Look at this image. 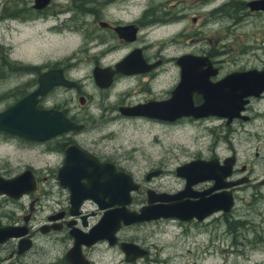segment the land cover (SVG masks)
<instances>
[{"label":"flooded vegetation","instance_id":"af4514ba","mask_svg":"<svg viewBox=\"0 0 264 264\" xmlns=\"http://www.w3.org/2000/svg\"><path fill=\"white\" fill-rule=\"evenodd\" d=\"M139 2L0 0V114L27 99L36 110L55 112L80 127L43 142L0 130V148L19 142L52 163L38 168L29 163L19 170L0 163L3 181L23 172H29L34 180L33 190L17 199L0 195V264H27L28 258L39 264H72L79 257L93 264L96 256L109 264H172L177 256L170 248L177 243L186 244L191 248L187 252L202 261V246L208 239L213 245L224 241L230 253L248 261L247 253L264 247V139L259 138L264 133V51L262 59L249 60L254 55L252 43L233 46L234 41L240 43L239 32L249 37L241 23L264 21V0H149L151 5L137 10L143 6ZM155 9H162L161 16ZM246 15L252 17L243 20ZM177 49H182L178 55L166 57ZM249 52L252 55H246ZM79 54L87 56L84 62L78 59ZM186 56L199 63L187 59L188 64L181 67L177 61ZM126 58L128 64L118 68ZM85 65L88 74L80 79L79 71ZM249 72H253L250 86L235 87L231 78ZM183 78L190 98L173 95ZM225 80L226 85L220 86ZM240 92L247 93L241 106L235 97ZM220 94L222 108L216 104ZM189 99L193 107L201 105L215 113L167 120L177 108H185ZM152 104L153 110H149ZM160 104H168L167 109ZM132 108H138V114H126L125 110ZM117 119L143 126L136 128L137 140L129 137L117 142V129L108 127L95 138L99 125L118 123ZM243 126L249 129L250 159L238 160L229 138ZM180 130L198 132L210 138L211 144L198 156H191L188 145L180 144L181 154L177 155ZM224 141L228 154L218 156V144ZM143 149L147 160L154 150L157 158L150 160V170L138 175L125 165L134 153L144 161ZM67 158L71 167L62 169ZM185 165L181 176L178 170ZM165 167L172 168L173 175L166 182L172 185L167 189L154 184L165 178ZM87 169L97 184L77 178V173ZM115 173L127 176L134 189L126 195L119 186L113 191L106 181ZM88 187L94 191L90 189L88 195L97 202L84 199L77 204L71 191L84 195ZM181 192L183 201L189 203L197 204L200 199L207 203L218 195L231 202L227 211L200 218H159L120 224L113 231H94L103 214L123 208L138 212L156 204L148 203V197ZM112 194L118 196L111 198L114 204L107 196ZM10 203L15 206L12 211H1ZM15 210L21 211L17 217ZM167 226L170 229L166 230ZM159 230L163 236L170 231L172 240L161 249L156 244ZM9 231L16 236H8ZM96 235L102 238L91 244L75 243L76 237L89 242ZM126 245L141 251L142 256L128 261L130 256L126 259L122 248ZM42 258L43 262L37 261Z\"/></svg>","mask_w":264,"mask_h":264},{"label":"water","instance_id":"95a60500","mask_svg":"<svg viewBox=\"0 0 264 264\" xmlns=\"http://www.w3.org/2000/svg\"><path fill=\"white\" fill-rule=\"evenodd\" d=\"M127 59L128 58L120 62L118 68H123L124 65H127L128 64ZM187 59H190V62L193 64L199 63V60L197 58L186 56L179 59L177 61V64H179L182 67L183 65L188 64L185 63ZM183 73L184 71L182 70V74ZM251 74H253V72L244 73V74L239 73L234 75L233 78H231L235 81L234 86L235 87L238 86L240 89L248 88L251 83L250 80L252 79ZM226 82L227 80L221 82L220 86H225ZM41 84H43L42 81H40V85ZM188 88L189 87L186 84V80H184L183 78L180 82V85H178V87L175 89L173 95L176 96L177 98L183 96H187L188 98H190L189 96L190 92H185V90ZM196 90L198 93H200V87H197ZM192 92L193 89L191 88V93ZM246 94L240 92V94L235 95V97L236 99H240L241 101L242 98L246 96ZM170 104L176 106L179 105L178 103L175 104L173 102H170ZM216 104L219 105L220 108L224 107L222 95H221V99L219 100L217 99ZM167 105L168 104H160L159 106L167 109ZM241 105H242V101L240 102V106ZM213 107L215 109L217 108L216 106ZM209 109L210 108L205 109L201 105L197 107H193L189 99L188 102L186 103L185 108L183 109L177 108L176 114L170 113V115L167 117V120H173L174 118L180 116H192L193 118H199L204 116L206 112H209L208 114L215 113L213 111L210 112ZM149 110H153V104L149 106ZM125 112L126 114H138V108L128 109L125 110ZM79 128L80 127L75 126L72 123H69L66 119L62 118L59 114L55 112L36 110L34 108V104L28 101L27 99H23L19 101L17 104H15L14 106L10 107L9 109H7L6 111L0 114L1 131L8 132L10 135L21 138L23 140H28L33 142H43L57 136L62 132L68 130H77ZM68 167L70 168L71 166L69 159L67 158L66 163L62 169ZM185 168L186 165L182 166L178 171L179 172L180 170L183 171ZM73 169L76 171L75 168ZM78 169H81L79 165H78ZM89 170L90 169H87L80 173H77V178L80 177L85 178L89 185L97 184V180L93 179L94 174L93 173L91 174ZM182 174L183 173L180 172L181 176ZM57 178L59 179V172L57 174ZM108 183H110L109 185L112 186L113 191L117 186L121 187L120 191L122 195H126L130 190L134 189L133 187L130 186L131 181L129 180V178L119 173L113 174L112 178L106 181V184ZM125 184H128L129 186L126 187ZM66 185L72 187L71 184H69V182H67ZM76 186H81V185L76 184ZM33 188H34V180L29 172H23L22 174L8 181H3L2 179H0V195L3 194L8 197H11L12 199H17L21 195L31 192ZM72 188L69 189L71 190ZM90 189L92 190L91 187H88L86 189L85 191L86 195L85 194L81 195L79 191L76 190L71 191V193L73 192L71 196L73 197V200H75L77 204H79L84 199H90L92 201L97 202V199L94 196L88 195ZM107 196L112 201V204L115 203V201H113L115 197H118L117 195L114 194H112L111 197L109 195ZM184 197H185L184 192L172 196L156 195V196L148 197V201H147L148 203H156V204L147 205L141 208L138 212H125L123 208V210L118 209L112 211L111 213L103 214V216L95 226L94 231L96 232V234L98 232H105L107 229L108 230L111 229L113 231L116 228H118L120 224L126 226L133 223L147 222L159 218H177L179 220H186L189 217L200 218L204 215L210 214L211 212L217 210L227 211L229 209L231 202L230 199H227L226 196L223 197L222 195L208 198L207 203L205 199H200L201 201L199 203L196 202L197 204L183 201ZM126 202L128 201L125 200L124 203ZM166 202H170V203L165 204ZM8 236L14 237L16 235L13 233V231H9ZM100 238H102L100 237V235L98 236L96 235L95 239H91V241L85 242L83 241L82 237H76L75 243L80 244L84 242L85 244H91L95 240H99ZM122 248L126 253L127 256L126 259L130 256L127 259L128 261L133 260L136 257H140L143 254L141 251H139L138 249H136L131 245L122 246ZM72 264H86V262L79 257L75 261H73Z\"/></svg>","mask_w":264,"mask_h":264},{"label":"rangeland","instance_id":"374dc122","mask_svg":"<svg viewBox=\"0 0 264 264\" xmlns=\"http://www.w3.org/2000/svg\"><path fill=\"white\" fill-rule=\"evenodd\" d=\"M139 3H142L143 6H141L139 9L137 10H145L144 8H147L148 5H151L150 3H148L147 1L149 0H139ZM161 1V0H158ZM165 3H167L165 1ZM154 5V4H153ZM161 5V4H160ZM156 10V9H155ZM158 11V15L161 16V12L162 9L156 10ZM129 13L131 15H134L131 10L129 9ZM251 15H246L243 20L251 18ZM84 19H86V21H89L88 17H84ZM241 28L244 29V31H248L247 33H249V37H244V35L242 34L243 32H239V37L238 39L240 40V43H236L234 41V47H241L242 45L246 42V43H252L254 45V49H253V53L254 55H252V51L247 53L246 55H252V57L249 58V60H253V58H255L256 60L262 59L263 56L261 55L262 52L264 51V21H254V22H249V23H241L240 24ZM235 44H237V46H235ZM182 49H177L176 51H173L171 53V51H169L166 55L167 58L172 57V56H176L179 54V52H181ZM244 57V56H243ZM87 56H85L84 54H79L78 55V59L81 62H84L86 60ZM257 64V63H255ZM88 74V71L86 70V65L85 67L82 66L81 70L79 71V76L80 79L83 78L84 76H86ZM161 86H163V84H161ZM98 98V96L96 97V99ZM95 113V115H97V111H93ZM95 120H97V118H94ZM118 123H114V124H109V123H105L103 125H99V132L93 134L95 135L96 139H99L101 137L100 133H105V131H103L104 128L108 127V128H116V140L117 142L122 141L123 139H127L129 137L137 140L138 135H139V131L136 128H143V126L137 122H129L127 123V121H123L120 119H117ZM90 127H95L94 125L90 126ZM248 127L243 126V128H241L240 133L238 132V130L233 133L231 135V137L229 138L234 152L236 153L237 159L238 160H244V159H250V145L248 142ZM263 130H261L260 132H262ZM165 135V134H164ZM163 134L160 135V137H162ZM104 138L108 137V136H103ZM177 141H176V148H175V153L181 154V150H180V144H186L188 145L189 149H190V153H192L191 156H198V154L201 152L203 153L205 150H207V148L211 144V140L210 138L206 137V136H201L198 132H188V130L186 132H183L182 130H180V132H177ZM179 137V138H178ZM259 138L264 139V133L259 134ZM17 145H13V146H5V147H1L0 148V163H8L9 166H12L15 170H19V168L21 167V165H26L29 163H32L33 166H35L36 168L47 165L49 167L52 166V163L50 161H45L44 159H41V157L37 154H33L32 151H28L26 148L28 147L27 145L21 144L19 142H16ZM108 144H111L108 143ZM207 146V147H206ZM227 146L228 144L226 143V141H224L223 143L218 144L217 147V155L218 156H223L228 154L227 151ZM140 149V148H139ZM139 153V151H138ZM137 153V154H138ZM155 154V150L153 152L150 153L149 158L147 160V153L145 152V150H142V159L144 161H141L139 159V155H136V153H134L133 157H131V162L127 163L125 166L131 170L132 172L138 174V175H142V172H146L148 170H150V165L149 162L152 159V157L155 159L157 158V155ZM164 170V174L162 176H164L165 178H160L159 180L154 181V184H158L160 187H164V188H170L172 185L171 184H166V182L170 181V177H172V168L170 167H165L163 168ZM48 171V170H47ZM15 207V206H14ZM13 204H8L6 205L3 209H1V211L4 212H8V211H12L14 209ZM15 217L19 216L21 214L20 210H15ZM145 225H149V224H145ZM144 225V226H145ZM138 227H135V229H137ZM141 230H148L147 227H142L140 228ZM154 228H151V230H153ZM156 229V228H155ZM170 229L169 226L166 227V230ZM172 234H174L175 230H171ZM166 234L165 236L162 235L161 230H159L158 234H157V241L156 244L159 246V249H161L162 245H168L172 240H170L171 235H170V231L164 233ZM230 239V238H229ZM200 244V243H199ZM201 246V244H200ZM205 248L204 250V258L201 260H199L198 258L195 257V254L192 252H187V250H191L190 247H188L186 244L184 243H177L175 244L172 248H170L171 251L176 253L177 259L172 262V264H262V261L264 260V247H260L257 246L253 251H251L249 254L247 253L246 256L249 258L248 261H242L240 258L242 256H238L237 254L233 255L232 253H230V248L229 245H224V241L222 243V245H213L210 240L208 239L206 242L203 243V246ZM225 250L224 253H221L220 250ZM254 252V254H252ZM45 259H38L37 261H41L43 262ZM25 263L27 264H39L38 262L32 261L31 258H28L25 260ZM93 264H109L106 263V261L103 258H99L96 256V259L94 260ZM117 264V263H114ZM123 264V263H121Z\"/></svg>","mask_w":264,"mask_h":264}]
</instances>
